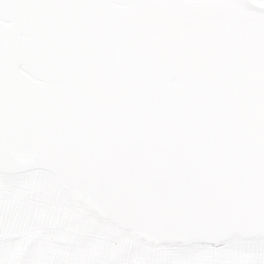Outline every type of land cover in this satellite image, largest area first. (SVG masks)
<instances>
[{
  "label": "bare ground",
  "instance_id": "6f19581e",
  "mask_svg": "<svg viewBox=\"0 0 264 264\" xmlns=\"http://www.w3.org/2000/svg\"><path fill=\"white\" fill-rule=\"evenodd\" d=\"M113 1L0 0V166L157 241L264 232V7Z\"/></svg>",
  "mask_w": 264,
  "mask_h": 264
},
{
  "label": "crops",
  "instance_id": "0c3cea01",
  "mask_svg": "<svg viewBox=\"0 0 264 264\" xmlns=\"http://www.w3.org/2000/svg\"><path fill=\"white\" fill-rule=\"evenodd\" d=\"M0 264H264V235L149 239L32 166L0 171Z\"/></svg>",
  "mask_w": 264,
  "mask_h": 264
},
{
  "label": "rangeland",
  "instance_id": "374dc122",
  "mask_svg": "<svg viewBox=\"0 0 264 264\" xmlns=\"http://www.w3.org/2000/svg\"><path fill=\"white\" fill-rule=\"evenodd\" d=\"M113 1V0H112ZM122 0H115V1H113V4H115V6H122L123 5V1L121 2ZM259 1H262V0H259ZM244 2H247V3H251V4H253L254 6H256V7H258V8H262V7H264V1H262L261 3H256L257 1H253V0H244ZM26 167H32V166H26ZM37 167V166H36ZM39 167V166H38ZM23 168H25V167H23ZM39 168H43V169H46V170H48L50 173H51V175H53L57 180H58V182L60 183V184H62L63 185V187L64 188H66V189H68V190H70L72 193H74L75 195H77L80 199H82L86 204H88V206L91 208V209H93V210H95V211H97L95 208H93L88 202H86V200H84L82 197H81V195H80V193L79 192H77V191H75L74 189H72V188H70L64 181H63V179L55 172V171H53V170H50V169H48V168H46V167H43V166H40ZM19 170H22V168H17V169H7V168H4V167H1L0 166V171H10V172H13V171H19ZM99 212V211H98ZM100 213V212H99ZM102 214V213H101ZM105 216V215H104ZM106 217V216H105ZM108 218V217H107ZM108 219H110V218H108ZM111 220V219H110ZM128 230H129V228H127ZM132 231V230H131ZM134 232V231H133ZM136 233V232H135ZM139 235V234H138ZM235 235V234H234ZM237 235H241V234H237ZM255 235H264V232H262V233H258V234H255ZM233 236V235H232ZM244 236H246V235H244ZM247 236H251V235H247ZM231 237V236H230ZM176 240H183V239H176ZM176 240H173V241H176ZM185 240V239H184ZM168 242V241H167Z\"/></svg>",
  "mask_w": 264,
  "mask_h": 264
}]
</instances>
